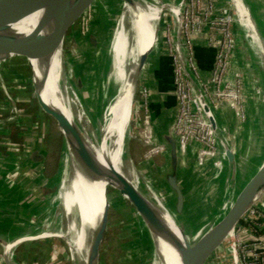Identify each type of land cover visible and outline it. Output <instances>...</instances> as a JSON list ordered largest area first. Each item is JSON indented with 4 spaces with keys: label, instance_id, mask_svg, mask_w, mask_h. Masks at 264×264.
Wrapping results in <instances>:
<instances>
[{
    "label": "rangeland",
    "instance_id": "374dc122",
    "mask_svg": "<svg viewBox=\"0 0 264 264\" xmlns=\"http://www.w3.org/2000/svg\"><path fill=\"white\" fill-rule=\"evenodd\" d=\"M102 1L98 0V2ZM159 1L175 4L173 0ZM243 1L248 8L256 12L255 2L258 0ZM111 3L115 1L107 0L104 4L106 9L102 12L94 5L84 19L69 32L62 44L64 71L69 75L72 91L77 95L80 106L83 109L86 108V112L83 110L81 112L86 113L91 122L94 121L93 126L98 119L101 120L104 117L107 105V98L101 97L102 81L105 76L107 53L114 37L118 18L116 13L108 8ZM228 5L231 14L235 16L233 2L231 4L228 0ZM159 12L160 10L153 15L147 28L148 39H145L143 53L150 46L149 34L152 36L154 33ZM254 15L256 16V13ZM169 20L170 16L163 17L157 25L161 32V41L165 42L166 46V37L168 39L170 34L169 26H167ZM235 23L237 25L236 21ZM238 28L239 26L236 27L238 49L232 66L220 80L216 81L217 83L211 82L208 88L215 93L211 102L216 119L220 122L224 135L230 140L231 150L235 154L236 185L240 192L255 175L264 159V112L259 110L261 84L257 75L248 68L251 56L244 46ZM92 37L96 39L91 41ZM165 51L167 58H170L167 47ZM25 62L23 59L13 58L0 64V93L8 95L15 103V109L11 108L7 97L5 98L7 108L4 106L3 108L0 103V119L11 117L14 114V125L19 128L24 129L26 125L33 124L35 128L40 129L48 154L47 174L52 181L45 190V195L49 197V200L45 204L44 214L38 218L34 230L28 232L32 236L40 235V238L26 241L19 246L17 244L22 240H16L14 248L17 247L14 249L13 260L18 264H73L69 242L58 236L67 227L63 208L61 205L55 208L53 206L61 181L66 143L55 123L42 113L34 94L32 72ZM18 77L21 81L14 82ZM95 91L98 92L94 93ZM139 99L140 81L137 80L134 97L136 106ZM240 101L244 109L243 115L238 113L240 111L236 107ZM84 117H86L85 114ZM144 123L137 130H135V124L132 123L133 138L128 152L131 165L142 182L151 186L164 204L175 213L173 209L175 198L167 183V175L173 173L170 148L153 131L152 125L147 121ZM87 128H91L90 124H87ZM233 134H235L233 136L235 141L232 139ZM179 150V178L186 194L187 208L186 216L183 218V228L186 231L196 232L203 229L222 212L225 204V188L229 181L230 186L233 185V181L231 183L227 177L226 166L229 161H224V171L221 170L220 174L216 166L217 156L201 160L198 157L199 151L196 146L185 148L180 145ZM219 176L222 177L219 179ZM232 177L234 178V175ZM213 178L214 181H212ZM211 181L213 184L210 183ZM108 199L111 208L108 229L101 248L100 264H152L151 257L154 249L152 237L133 211L132 206L112 188L108 190ZM259 221L248 218L246 222L248 226L241 224L234 230L232 240L237 241L236 248L239 242L263 240L264 235L258 237L252 225V222L259 223ZM21 234L14 233V237ZM229 246L231 245L228 244ZM224 253L225 249L223 252L219 248L208 261L209 264H234L233 258Z\"/></svg>",
    "mask_w": 264,
    "mask_h": 264
},
{
    "label": "bare ground",
    "instance_id": "6f19581e",
    "mask_svg": "<svg viewBox=\"0 0 264 264\" xmlns=\"http://www.w3.org/2000/svg\"><path fill=\"white\" fill-rule=\"evenodd\" d=\"M73 1L74 0H70V3ZM135 1L136 3L133 8L125 4L126 6L123 11L124 16L120 23L118 25L116 24L114 37L107 53L108 58L105 67V78L103 77V87L101 91V97L107 98V105L104 110V117L101 119V123L99 124L101 133L100 141L97 139L98 125L96 126L95 123V126H93L92 123L94 121L91 122L86 113H84L86 115V117H84V114L81 111L83 110L86 112V108L84 107L83 109V107L80 106V101H78L79 99L77 95H75L72 91L69 75L64 71V52L62 50V45L53 55L44 60H33L32 64L34 66L35 80L37 84H39L44 75L46 76L48 74L42 91V86H39V91L42 92L44 100L47 103L51 102L50 104H53L58 109L62 110L71 121L76 122L79 126H81L86 137L90 141L92 150L98 160L104 163L105 159L111 158L117 171L120 172L126 180H128L129 185L160 211L166 226L176 237L177 243L179 244L178 246L175 245V243L169 242V240L165 239V237L149 232L154 246L151 257L152 264H182V252L185 249V241L191 245L195 244V241L204 236L219 222H221L225 215L234 206L237 196L239 195L236 185L237 172H235L237 168L235 158L231 161L228 157V152L230 150L229 143L222 134L224 131L220 126V122L217 121L216 125L213 126V129H215L214 132L216 131L217 138V171L218 173L221 170L224 171V161L228 160L229 162L226 166L227 177L231 180V183L233 181V185L230 186L229 181L227 187L225 188V204L221 210L222 212H220V215L203 229H200V227V230L197 229L198 231L196 232L192 231L183 235L180 232L181 226L178 222L179 219L177 215L164 204L151 186L142 182L132 168L131 162L128 161L125 165L124 161L121 159L122 141L126 138V127L131 122L133 114L134 97L136 94V68L140 56L145 53H143L145 39H148V35L146 36L148 32L146 31L153 15L160 10L154 33L152 36L149 34L151 43L147 51H153L159 33L157 25L162 17L163 3L159 0ZM232 2L235 11V21L239 26L244 46L248 51L249 56H251V63L248 68L251 69V72L257 75L258 80L260 78L263 80L264 55L261 56L259 52L258 43L260 41L257 35V21L255 19V15L252 16L250 14L247 7L241 2V0H232ZM171 6L179 15V3L175 2V4H171ZM254 12L255 11H253V14H255ZM137 14L140 16L138 17ZM169 21L170 22L167 26H170L171 37L169 41L171 42V45H169L166 37V47L172 59L171 63H173L174 57L183 61L184 49L182 48L180 53L177 47V39L182 25V20L179 16H170ZM53 22L54 17L52 16L51 11L46 8L24 18L16 24L9 25L8 30L9 33L13 34L15 39L23 41L39 32H41L42 36H47L53 30ZM128 32L131 34L132 39L131 36L128 39ZM93 39H96V37H92L90 40L93 41ZM262 84L261 86L263 87V92L260 91L261 104L259 110L263 113L264 83ZM96 92L98 91H95L94 93ZM89 113L91 112L89 111ZM87 124H90L91 128H87ZM114 147L117 148L115 151L113 150ZM263 164L264 159L261 166L257 168V171H259ZM233 175L234 178L232 177ZM220 177L222 176H219V179ZM214 178L212 181H214ZM212 181L210 183H212ZM115 185L117 184L115 183ZM104 188H108V184H106L105 181L97 180L93 184L87 183L72 157L68 153H65L59 190L54 198L53 206L55 208L56 206L61 205L63 208L64 217L67 220V227L58 236L63 238L65 237L67 242H69L71 260L75 264H87L89 249L97 224V218L101 214L100 211L103 208L104 203V198L99 200V194L101 190H104ZM98 201L100 203L99 205H97ZM58 220L61 221L60 219ZM233 235V232H231L220 248L223 252L225 249L224 254L230 255L234 260L237 241L232 240ZM228 244L231 246L228 247ZM13 247L14 245H10L9 249H12ZM209 263L210 262H208V264Z\"/></svg>",
    "mask_w": 264,
    "mask_h": 264
},
{
    "label": "water",
    "instance_id": "95a60500",
    "mask_svg": "<svg viewBox=\"0 0 264 264\" xmlns=\"http://www.w3.org/2000/svg\"><path fill=\"white\" fill-rule=\"evenodd\" d=\"M107 0L98 2V0H74L70 3V0H0V64L10 59H23L26 62L27 67L32 72V85L34 88V94L37 103L42 113L53 121L60 131L66 143V153H68L87 183L93 184L97 180L105 181L108 184V188L100 191L99 200L104 198L103 208L101 214L97 218V224L93 240L91 241L87 264H100V254L102 244L104 242L105 234L109 224V212L111 203L108 199V190L110 188L116 190L120 197L126 200L131 206L139 220L146 227L147 232L165 237L171 243L179 245L174 234L166 226L163 220V216L157 208L154 207L148 200H146L141 194H139L132 186L129 185L128 180L117 171L114 166V162L111 158L105 159L104 163L98 160L97 156L92 150V145L82 128L76 123L71 121L62 110L55 107L53 104L47 103L42 97V92L39 91L40 85L41 91L43 85L47 80V75L40 80L37 84L35 80L34 66L31 61L44 60L47 57L53 55L57 49L64 44L66 37L74 26L84 19L88 11L96 5L99 11H104V6ZM115 3H111L108 6L110 11L116 13L118 16L116 24L118 25L123 18L124 4L134 7L135 0H114ZM232 2V0H231ZM247 7V10L252 16L253 11L248 8L247 4L241 0ZM256 4V16L257 21V35L259 38V52L260 55H264V0H258ZM48 8L54 17L53 30L47 36H42L41 32L34 36L18 41L14 38L13 34L9 33L8 26L16 24L24 18L33 15L34 13ZM163 17L166 16H179L181 15L175 11L171 6V2L162 4ZM138 17L140 16L137 14ZM161 17V19L163 18ZM160 19V21H161ZM129 27V26H128ZM236 27H238L236 25ZM239 29V28H238ZM238 34V32H237ZM131 34L128 32L127 37L130 38ZM182 38L183 27L181 25L179 36L177 39L178 51L182 50ZM132 39V36H131ZM203 41L201 36L197 35L193 40V54L196 66L201 73L203 79L207 85H211L212 76L215 70L217 62V50L215 48H208L204 50L199 46V42ZM161 58L153 57L152 51H147L142 54L138 60L136 68V82L140 81V99L138 105L134 104L132 120L126 127V138L122 141L121 156L125 165L130 161L129 157V145L132 141V123L135 124V130L141 128L145 123V119L150 115L154 109L159 93L160 82V66ZM171 65V64H170ZM172 68V65H171ZM173 70V68H172ZM189 79L195 87L198 95L200 96L208 118L212 124V127L216 125V114L212 103L207 99L203 90L192 78L186 69ZM260 84L264 83V79H259ZM263 85V84H262ZM172 86L173 94L176 99V114L172 122H166L163 129L158 132V136L161 141L170 148L171 161L173 167V173L167 175V183L173 192L175 200V214L178 217V222L181 226V233L185 235L190 231H186L183 228V218L187 213L186 208V194L184 188L180 183L179 169H178V154L179 147L173 133V126L177 119L178 102L174 91L173 73H172ZM262 92H263V87ZM8 96V95H7ZM13 108L15 103L8 96ZM99 120V121H98ZM96 121L98 129V140H101L100 123L101 120ZM98 123V124H97ZM215 130V129H214ZM216 134V131H215ZM224 138L229 143L228 157L232 161L234 160V152L230 147V140L222 133ZM194 145H188L187 148H192ZM117 148L114 147V151ZM197 151L199 148L197 147ZM199 153V152H198ZM199 155V154H198ZM199 157V156H198ZM133 168V167H132ZM237 168V166H236ZM237 172V169L235 170ZM115 183L117 185H115ZM87 194V193H86ZM99 201L98 204L99 205ZM264 213V164L257 171V173L251 178L249 183L242 189L237 196L234 206L225 215L224 219L207 232L199 241L191 245L185 241V249L182 252V264H207L212 258L214 253L220 248V246L226 241L231 232L247 222L248 218H254L255 216ZM42 237V236H41ZM60 237V236H59ZM30 238L29 240H24ZM40 238V235L32 236L29 234L14 238L12 241L1 242L3 246V257L5 264H18L13 260V250L20 244L26 241H32ZM67 240L65 237H60ZM16 240H22L15 248L9 249L10 245H14ZM73 264H75L73 262Z\"/></svg>",
    "mask_w": 264,
    "mask_h": 264
},
{
    "label": "built area",
    "instance_id": "2783aa9c",
    "mask_svg": "<svg viewBox=\"0 0 264 264\" xmlns=\"http://www.w3.org/2000/svg\"><path fill=\"white\" fill-rule=\"evenodd\" d=\"M173 2H178L180 5L184 49V60L180 61L174 57L172 63L174 91L178 102L173 133L181 147L186 148L191 144L199 147V159L203 160L211 156L218 158L216 134L186 69L211 102L215 93L209 90L196 66L193 40L199 35L203 44L217 50V62L211 80L212 83H217L216 81L220 80L232 66L238 49L235 16L229 10L228 0H173ZM170 37L169 34V45H171ZM236 107L241 115L244 110L242 102H238ZM254 219L260 220L259 223L252 222L255 231L263 229L264 213L255 216ZM234 258V264H264V237L263 240L239 242Z\"/></svg>",
    "mask_w": 264,
    "mask_h": 264
},
{
    "label": "crops",
    "instance_id": "0c3cea01",
    "mask_svg": "<svg viewBox=\"0 0 264 264\" xmlns=\"http://www.w3.org/2000/svg\"><path fill=\"white\" fill-rule=\"evenodd\" d=\"M161 40L159 32L152 51L154 58L162 59L158 99L145 119L157 134L166 122L174 120L177 105L173 94L171 57L167 58L166 44ZM199 46L208 49L203 41L199 42ZM16 81L21 80L18 77ZM3 95L0 93V103L6 107L5 98L8 96ZM47 158L40 129L33 124L19 128L14 125V114L0 119V264H5L1 242L29 234L34 230L38 218L44 214L45 204L49 200L45 190L52 181L47 174ZM14 233L23 234L14 237ZM12 256L14 258V250Z\"/></svg>",
    "mask_w": 264,
    "mask_h": 264
},
{
    "label": "trees",
    "instance_id": "16d2710c",
    "mask_svg": "<svg viewBox=\"0 0 264 264\" xmlns=\"http://www.w3.org/2000/svg\"><path fill=\"white\" fill-rule=\"evenodd\" d=\"M17 123V122H16ZM245 226H248L247 223H244ZM257 234H258V237L260 236H263L264 235V228L263 229H258L257 230Z\"/></svg>",
    "mask_w": 264,
    "mask_h": 264
}]
</instances>
